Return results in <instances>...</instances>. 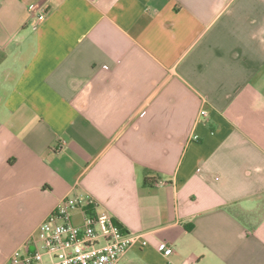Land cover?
<instances>
[{
  "label": "crops",
  "instance_id": "obj_1",
  "mask_svg": "<svg viewBox=\"0 0 264 264\" xmlns=\"http://www.w3.org/2000/svg\"><path fill=\"white\" fill-rule=\"evenodd\" d=\"M66 197L117 264H264V0H0V264Z\"/></svg>",
  "mask_w": 264,
  "mask_h": 264
},
{
  "label": "built area",
  "instance_id": "obj_2",
  "mask_svg": "<svg viewBox=\"0 0 264 264\" xmlns=\"http://www.w3.org/2000/svg\"><path fill=\"white\" fill-rule=\"evenodd\" d=\"M29 9L35 12L36 5ZM88 205L78 198L62 199L40 223L36 238L15 250L8 264H117L136 237L111 217H98ZM76 210L81 214L78 224L73 222ZM158 249L165 257L171 254L165 243Z\"/></svg>",
  "mask_w": 264,
  "mask_h": 264
},
{
  "label": "trees",
  "instance_id": "obj_3",
  "mask_svg": "<svg viewBox=\"0 0 264 264\" xmlns=\"http://www.w3.org/2000/svg\"><path fill=\"white\" fill-rule=\"evenodd\" d=\"M144 184L147 185V184H150V182L147 179H145Z\"/></svg>",
  "mask_w": 264,
  "mask_h": 264
}]
</instances>
